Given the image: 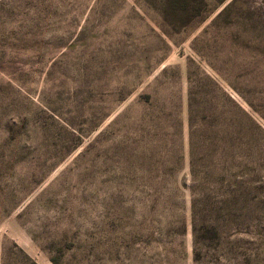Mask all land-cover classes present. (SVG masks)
Here are the masks:
<instances>
[{"label":"rangeland","instance_id":"rangeland-1","mask_svg":"<svg viewBox=\"0 0 264 264\" xmlns=\"http://www.w3.org/2000/svg\"><path fill=\"white\" fill-rule=\"evenodd\" d=\"M224 112L245 150L209 159ZM31 260L264 264V0H0V264Z\"/></svg>","mask_w":264,"mask_h":264},{"label":"trees","instance_id":"trees-1","mask_svg":"<svg viewBox=\"0 0 264 264\" xmlns=\"http://www.w3.org/2000/svg\"><path fill=\"white\" fill-rule=\"evenodd\" d=\"M211 86H214L211 83ZM214 90V87H212ZM191 87L188 88V105H187V115H188V122L191 121L193 116L195 115V109L193 108V100L191 97ZM205 107H204V106ZM203 115L206 117L213 116L216 118L217 116L221 115V112H216L215 108L212 107V100L206 99L201 100V106ZM224 120L222 123L221 128L216 129H208L204 132H201V136H203L207 141H210L211 146L208 148H205L203 155L207 156L209 159H215L218 154H220L223 159L226 157H233L235 155L234 147L238 144H240V151H244L243 145L245 143V140H241V138H244V130L242 127H237L235 131H229L228 130V123L226 122V115L224 112L223 116ZM189 134V162L191 167V161L193 158H195V142L193 138V133L191 130L188 132ZM234 138V139H233ZM134 152V151H133ZM50 260L54 263H56V258L53 256H50ZM31 264H37L35 261L31 260Z\"/></svg>","mask_w":264,"mask_h":264}]
</instances>
